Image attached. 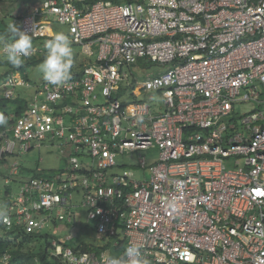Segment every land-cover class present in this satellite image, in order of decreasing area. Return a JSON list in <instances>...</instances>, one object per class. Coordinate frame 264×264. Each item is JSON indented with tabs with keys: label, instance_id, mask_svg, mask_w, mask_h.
I'll return each instance as SVG.
<instances>
[{
	"label": "built area",
	"instance_id": "2783aa9c",
	"mask_svg": "<svg viewBox=\"0 0 264 264\" xmlns=\"http://www.w3.org/2000/svg\"><path fill=\"white\" fill-rule=\"evenodd\" d=\"M53 24L80 49L70 80L0 81L29 100L0 135L5 232L73 230L81 210L100 250L53 236L64 264L133 245L148 264H264V0H40L18 20L40 43L23 59L44 60ZM41 148L63 166L22 177L15 158Z\"/></svg>",
	"mask_w": 264,
	"mask_h": 264
},
{
	"label": "rangeland",
	"instance_id": "374dc122",
	"mask_svg": "<svg viewBox=\"0 0 264 264\" xmlns=\"http://www.w3.org/2000/svg\"><path fill=\"white\" fill-rule=\"evenodd\" d=\"M40 0H0V29L5 24V26L8 27L10 23L13 22V19L10 17L11 14H13L15 11H17L20 7L23 5L25 7L34 6L36 5ZM54 25V30L56 32H63L67 35L68 28L66 26H59L57 24ZM32 44L35 46H39V42L32 41ZM73 50V60L77 58L79 55L80 49L78 47H72ZM40 64L36 65H30L26 67V72L28 79L31 84V90L32 92L34 89L41 88L42 82H43V75L39 68ZM5 69L0 68V74L3 73ZM151 72H161L158 71V69L152 68L150 71L144 70L140 73L139 77L140 80L146 79L145 76L150 74ZM28 91V92H29ZM27 93L25 90H21V94ZM244 110L247 109L243 108ZM154 153L150 152H143L142 156L148 158H151V156ZM14 161V159H9L6 165L0 164V204L3 202L1 199H3L5 195V183H4V177L7 175V172L9 170V165ZM15 161L19 163L21 168L25 171H22L21 176L24 178H31L34 173L36 172H48L57 170L61 166H63V162L61 161V156L59 153H57L54 150L47 149V148H41L39 150H35L29 154H24L21 157L15 158ZM11 189L14 192H17L18 185L12 184ZM76 200V197H75ZM93 224L91 222H88L84 216V212L79 210L77 213V219L76 223L74 225V229L71 230V226L63 229L61 224H47L45 228L42 230V235H50L55 236L57 235L61 238H64L66 235L72 234L75 235L76 240H73L69 242L68 244L75 248L78 244V242L81 240L83 243L88 244H94L97 243L95 240V236L93 232L89 231L87 228H92ZM45 241L40 239L35 242H32L28 245L30 249L35 247H40L44 245Z\"/></svg>",
	"mask_w": 264,
	"mask_h": 264
},
{
	"label": "trees",
	"instance_id": "16d2710c",
	"mask_svg": "<svg viewBox=\"0 0 264 264\" xmlns=\"http://www.w3.org/2000/svg\"><path fill=\"white\" fill-rule=\"evenodd\" d=\"M0 37L8 39L11 42L10 33H8V27L5 26L4 29H0ZM43 60L36 59H22V63L19 66H14L7 61V59L0 55V68L5 69L3 73L0 74V81L7 78L13 74H20L28 82V76L26 72V67L30 65L41 64ZM29 105V100L26 95L18 94L16 98L4 99L0 97V113H3L8 120L7 125L0 127V135L4 131L11 127L13 124V119L17 117L22 111L26 110ZM9 159L4 158L0 161V164L6 165ZM37 176V173H34ZM17 182V181H16ZM10 187L5 188V195L1 201L5 204L8 193L10 192ZM44 240V245L40 247H35L30 249L29 244L37 240ZM52 236L42 235V234H25L22 232H17L15 230L10 232H5L3 225L0 222V264H2L1 259L4 255H9L11 257L10 264H64L58 258H54L50 255L51 247L50 241ZM92 247H87L84 245L83 248L77 249L79 252L95 251L98 252L100 249L96 248L94 244H90ZM117 253V251H113ZM113 254L114 256H116Z\"/></svg>",
	"mask_w": 264,
	"mask_h": 264
},
{
	"label": "clouds",
	"instance_id": "9594fccd",
	"mask_svg": "<svg viewBox=\"0 0 264 264\" xmlns=\"http://www.w3.org/2000/svg\"><path fill=\"white\" fill-rule=\"evenodd\" d=\"M11 42L0 37V53L14 66H19L22 59L30 56L32 39L13 22L8 25ZM46 55L39 68L43 79L52 85H63L70 80L73 66L71 40L63 32H56L45 41ZM7 117L0 113V127L7 125ZM8 220L7 205L0 204V222ZM107 264H148L138 246H129L120 257H110Z\"/></svg>",
	"mask_w": 264,
	"mask_h": 264
},
{
	"label": "crops",
	"instance_id": "0c3cea01",
	"mask_svg": "<svg viewBox=\"0 0 264 264\" xmlns=\"http://www.w3.org/2000/svg\"><path fill=\"white\" fill-rule=\"evenodd\" d=\"M31 7H33V6L25 7L23 5L17 11H15L13 14H11L10 17L13 19V23L18 26V20H19V18H21L24 14H26L27 12H29L30 9H31ZM4 27H5V24H3V26L1 27V29H4ZM79 242L80 243H83L81 240Z\"/></svg>",
	"mask_w": 264,
	"mask_h": 264
}]
</instances>
